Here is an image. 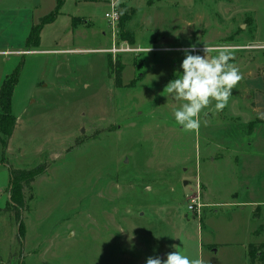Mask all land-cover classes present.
<instances>
[{
    "label": "rangeland",
    "instance_id": "1",
    "mask_svg": "<svg viewBox=\"0 0 264 264\" xmlns=\"http://www.w3.org/2000/svg\"><path fill=\"white\" fill-rule=\"evenodd\" d=\"M41 1L38 15L56 7ZM115 1L134 10L123 31L137 51H110L111 0H64L39 46L2 66L21 71L15 131L7 148L0 140V264H146L176 247L202 264H250L248 246L264 242V122L253 111L264 107V0ZM205 43L229 49L241 79L222 110L212 101L185 129L165 88L185 50L204 55ZM109 56L128 86L115 87ZM41 164L17 214L10 168ZM236 191L251 203L232 207Z\"/></svg>",
    "mask_w": 264,
    "mask_h": 264
},
{
    "label": "clouds",
    "instance_id": "2",
    "mask_svg": "<svg viewBox=\"0 0 264 264\" xmlns=\"http://www.w3.org/2000/svg\"><path fill=\"white\" fill-rule=\"evenodd\" d=\"M204 55L193 54L186 49L185 56L176 71L175 78L166 85L167 93L180 106L173 111L174 120L185 129L199 126V115L215 101V109L222 110L233 88L241 79L238 68L229 64L230 50L213 47L206 43ZM216 54L209 58V53ZM177 72L180 74L177 75ZM146 264H202L201 259L182 253L177 247L166 254V259L159 256L148 257Z\"/></svg>",
    "mask_w": 264,
    "mask_h": 264
},
{
    "label": "trees",
    "instance_id": "3",
    "mask_svg": "<svg viewBox=\"0 0 264 264\" xmlns=\"http://www.w3.org/2000/svg\"><path fill=\"white\" fill-rule=\"evenodd\" d=\"M64 0H56V7L49 14L41 17L39 22L34 25L27 38V47L36 48L40 43V32L43 26L47 23L54 21L59 14V9ZM134 10L132 13L120 11V36L121 40L127 41L130 44H135V37L127 32H124L123 28L126 27V23L132 19ZM108 66L111 74L114 73V85L117 88H123L128 85H124L122 81L123 64L120 59L113 60L112 56L108 58ZM21 66L15 73L8 75L2 82L0 88V140L3 148H7L10 138L13 136L16 127V118L12 114V95L16 84L18 83ZM46 170L44 164L35 166L30 169L10 168V203L13 208L16 209L17 214L21 207L24 206L23 189L27 186L30 187L31 183L36 180L38 176L43 174ZM16 214V215H17ZM22 221L20 222V234L22 235ZM249 249V262L250 264H264V242L251 243L248 246Z\"/></svg>",
    "mask_w": 264,
    "mask_h": 264
},
{
    "label": "crops",
    "instance_id": "4",
    "mask_svg": "<svg viewBox=\"0 0 264 264\" xmlns=\"http://www.w3.org/2000/svg\"><path fill=\"white\" fill-rule=\"evenodd\" d=\"M41 2H42L41 0H0V88H1L3 80L8 75H10L8 73L5 74L6 71H3L2 66L3 65L8 66V64L10 63V66H11L10 68H15L18 64V61L20 60V56H21L20 54H23L24 50L28 49L27 47L28 35L32 27L39 22V19L41 17H43L41 15H38V11H37L39 6L41 5ZM86 21H89V20H87L86 18ZM2 56H4L3 61H2ZM5 75L6 77L3 79V76ZM246 80L248 81V78H246ZM240 111L241 110L238 109L235 111V113L240 112ZM253 111L255 113H258V117L264 122V116L262 115V113L264 112V107H260L258 105L253 108ZM236 117H239V116L237 115ZM243 154L248 155L247 152ZM256 154H259V156H262L260 153H256ZM239 157H240V160L236 159L235 166H234L236 175L238 176L239 174L245 172L247 173L246 178H248L250 175L249 173H251V171H249L248 169H243L242 164H241V156ZM0 163L5 164L2 161ZM6 166L8 167V165ZM243 181L238 182L237 186H240V188L243 187V189H246L247 192H249L251 186L248 189V186L246 185L247 183L244 185ZM244 182H247V180ZM9 190H10V172H9L8 193H9ZM237 192L239 191L235 192V195L233 198L234 203H232L233 204L232 207L244 206L247 203H251V202H246L247 200L245 199L243 200L240 199L237 195ZM214 204L219 205V207H221V205H224V203L220 202V200L217 201L216 203L214 202ZM254 205H256V202L254 203ZM1 210H3L2 206L0 207V211Z\"/></svg>",
    "mask_w": 264,
    "mask_h": 264
},
{
    "label": "built area",
    "instance_id": "5",
    "mask_svg": "<svg viewBox=\"0 0 264 264\" xmlns=\"http://www.w3.org/2000/svg\"><path fill=\"white\" fill-rule=\"evenodd\" d=\"M110 5H111L110 12H106L105 14V16L110 21V26L112 27V31H113V44H112L110 51L114 53L137 51L136 48L132 47V45H130L126 41H124V43L121 45L118 44L116 39H117V32L119 28V22H120V10L115 0H111ZM197 207H201V204L199 203L198 198H194L193 200H191L189 209L194 210V209H197Z\"/></svg>",
    "mask_w": 264,
    "mask_h": 264
}]
</instances>
